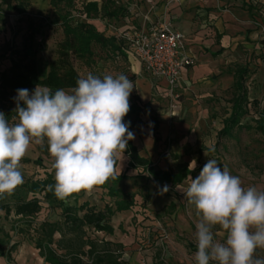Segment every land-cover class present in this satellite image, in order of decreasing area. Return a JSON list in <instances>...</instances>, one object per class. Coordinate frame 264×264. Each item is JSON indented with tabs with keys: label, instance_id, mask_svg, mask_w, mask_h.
I'll use <instances>...</instances> for the list:
<instances>
[{
	"label": "rangeland",
	"instance_id": "1",
	"mask_svg": "<svg viewBox=\"0 0 264 264\" xmlns=\"http://www.w3.org/2000/svg\"><path fill=\"white\" fill-rule=\"evenodd\" d=\"M92 1L101 3V0ZM111 1L116 6H123L126 12L122 18L117 20H109L103 17L96 19L104 25L105 35H108L113 28L119 29L124 26L126 20L130 23L133 22L131 18L134 15L130 14L129 9L132 5L137 4L134 0ZM160 1L165 4L166 8L172 9L182 2V0L179 2L174 0ZM49 2L50 0H25L26 11L24 15H19L5 8L0 12V72L10 66V56L17 57L13 52L22 49L23 35L26 31L24 18L26 17L41 24V29L35 37L36 58L39 68L48 70L50 63L58 59V49L64 36L58 14ZM76 7L74 12L78 18L79 12L77 10L80 9V5ZM203 18L205 17L201 18V24L209 22H205ZM210 27L207 25V28ZM261 33L264 35V30ZM262 42L264 39L259 40V46L255 45L248 48L238 45L233 54L230 55L231 57H228V59L233 60V65L239 64L247 67L248 77L245 83L247 96L249 101L255 100L258 103L260 111L264 109V43ZM249 43L251 44V42ZM92 49L94 54L92 59L79 60L75 58L73 53L69 54V63L76 69L80 77L85 76L88 72L103 76L108 63L107 53L95 45L92 46ZM229 98L230 96L225 90L218 89L203 99L205 127L197 134L194 149H190L184 156L181 154L180 157L176 156V158L168 155L169 159L165 160V165L168 166V169L176 171L179 166L184 164L189 168V164L195 160L196 167L192 170L194 173L188 175L195 179L208 159H215L222 168L226 165L232 175L239 176L245 188L256 186L259 190H264V133L255 129L250 131L234 129L230 137L217 136L218 131L223 126L222 120L230 110ZM174 103L175 100L167 97L166 106L168 105L169 111L166 110V112L172 121H185L191 125L198 122L196 120L198 115L193 118L185 113L183 97L181 96L176 100L178 112L172 115L170 106ZM252 118H257L253 108H251L250 115L242 120V123L249 122L255 126V123L251 121ZM133 124L139 126L141 124L140 119H135ZM152 125H155L154 121ZM192 128L195 130L196 126H192ZM172 142L173 140L165 146L168 154ZM37 156L31 145L23 158L29 159L30 162H21L24 182L28 178L44 177V169L32 163ZM40 157L42 166L49 169L53 163V158L49 152ZM155 167L159 168L156 164ZM131 174L133 175H129L128 179L123 180L116 187L120 188L123 194L134 196V207L129 211L120 212L112 218L113 235L106 236L103 233H94L92 236L122 243L124 259L127 264H195L194 254L197 251L195 232L199 217L196 214L195 206L188 204L178 190V186L187 185L188 176L177 186L167 185L169 191L161 194V189L165 185H157L146 177L135 175V172ZM72 196L73 194L69 196L71 203L73 202ZM86 196L92 203L100 207L105 202H113V199L107 197L102 191H91ZM1 197L2 202L12 204L19 198L29 199L31 195L24 188L18 186L12 194ZM171 204L174 205L171 206ZM58 214V210H52L44 205V209L34 219V222L42 221L45 218L55 221L59 219ZM0 216V227L5 232H9L10 244L17 243L10 252V260L0 258V264H43L34 248V243L26 236L23 237L10 231L13 223L22 228H26L27 225L23 222H16L17 218L12 215L8 219H4L2 211H0ZM214 232L217 233L215 235L216 240L225 241V235L218 228L214 229ZM0 236H2L1 233ZM256 255L259 258H264V249H257Z\"/></svg>",
	"mask_w": 264,
	"mask_h": 264
},
{
	"label": "clouds",
	"instance_id": "2",
	"mask_svg": "<svg viewBox=\"0 0 264 264\" xmlns=\"http://www.w3.org/2000/svg\"><path fill=\"white\" fill-rule=\"evenodd\" d=\"M133 88L123 73L101 77L88 72L67 91L40 84L31 93L18 89L15 115L9 119L0 112V196L23 184L22 159L33 143L43 147L45 140L55 173V184L48 188L58 198L116 179L117 161L135 139L130 122H124ZM195 167L193 160L189 171ZM187 180L178 190L199 217L195 264H264L256 255L264 249V190L245 188L239 176L215 159ZM168 191L165 185L161 194ZM217 228L224 242L215 239Z\"/></svg>",
	"mask_w": 264,
	"mask_h": 264
},
{
	"label": "trees",
	"instance_id": "3",
	"mask_svg": "<svg viewBox=\"0 0 264 264\" xmlns=\"http://www.w3.org/2000/svg\"><path fill=\"white\" fill-rule=\"evenodd\" d=\"M24 1L0 0V12L5 8L24 15L26 11ZM49 3L58 14L64 36L58 49V59L50 63L48 70L39 68L35 37L41 29V24L29 17L24 18L26 31L23 35L22 49L13 52L17 57L10 56V66L0 72V112H3L6 118L10 119L15 115L13 112L16 107L14 98L18 89L26 88L32 92L38 84L47 86L53 91L59 88L70 90L76 86V81L80 76L69 63L70 53H73L75 58L83 60L93 58V45L98 46L101 51H117L121 48L120 40H117L115 36L106 37L89 20L99 17L109 20L120 19L126 12L123 6H116L111 0H101V3L92 0H50ZM77 5H80V9L77 10L78 18L74 12ZM228 73L233 75L232 85L225 89L230 96L228 99L230 110L222 120L223 126L217 136L230 137L234 129L247 131L255 129L264 133V109L260 111L258 103L255 100L249 101L247 96L245 85L248 77L247 67L235 64L232 65V69L228 70ZM251 108L257 115V118L251 120L255 126L249 122L242 123V120L250 115ZM124 122L129 123L127 120ZM133 126L134 124L130 122L129 131H132ZM155 141H157L156 138ZM37 149L39 157L32 163L44 169V177L28 178L20 185L31 195V198H19L10 204L2 202L0 196V211L3 212V218L8 219L12 215L17 218L16 222H23L27 225L26 228H22L13 223L10 231L30 239L43 264H127L122 243L108 241L104 238L98 239L92 235L94 233L113 235L112 218L117 213L129 211L134 207V196L123 194L121 189L116 187L130 176L125 172L117 175L116 179L110 178L104 184L94 187L112 198V203L105 202L100 207L87 201L82 202L74 197V194L71 203L69 197L60 199L48 188L49 185L54 186L55 184V173L52 164L49 169L42 166L40 156L48 152L46 140L44 146L40 145ZM124 154L129 158L127 170H140L137 176L146 177L157 185L177 186L188 175L194 173L190 172L185 164L179 166L176 171L156 168L149 158L139 156L132 140L128 141ZM22 162L29 163L30 160L23 159ZM44 205L52 210H58L59 219L50 221L45 218L35 223L34 219L44 209ZM0 233L2 235L0 236V258H6L9 261L10 252L17 243L10 244L9 232H5L2 227H0Z\"/></svg>",
	"mask_w": 264,
	"mask_h": 264
},
{
	"label": "crops",
	"instance_id": "4",
	"mask_svg": "<svg viewBox=\"0 0 264 264\" xmlns=\"http://www.w3.org/2000/svg\"><path fill=\"white\" fill-rule=\"evenodd\" d=\"M134 1L137 4L129 9L130 14L134 15L131 18L133 22L126 20L124 28L142 29L151 24H168L184 34V54L193 59L192 64L183 68L175 87L178 97H183L185 113L193 118L198 115V122L191 125L170 119L166 112L167 84L148 76L141 62L125 49L123 43L120 42V50H104L108 63L103 75L123 73L134 85L130 95V111L124 118L131 123L140 119L141 124L132 128L135 134L132 144L140 157L149 158L161 170H168L165 165L168 155L176 158L194 149L197 134L205 127L203 99L218 89L225 90L232 85L233 75L228 70L232 69L233 60L228 57L238 45L247 48L259 46V40L264 39L261 33L264 30V5H255L251 0H182L179 6L172 9L166 8L160 0ZM202 17L209 22L201 24ZM89 22L104 34L105 27L99 20ZM207 25L211 27L207 28ZM105 36L112 37L114 32L111 30ZM192 126H196L195 130ZM171 140L168 154L165 146ZM39 146L32 144L38 155L36 159L39 157ZM123 156L117 163V175L125 172L128 176L133 172L137 175L140 170H127L129 158L126 154ZM91 191L101 190L93 188ZM91 191L74 193V197L93 205L95 203L86 196Z\"/></svg>",
	"mask_w": 264,
	"mask_h": 264
},
{
	"label": "built area",
	"instance_id": "5",
	"mask_svg": "<svg viewBox=\"0 0 264 264\" xmlns=\"http://www.w3.org/2000/svg\"><path fill=\"white\" fill-rule=\"evenodd\" d=\"M251 1L264 5V0ZM112 31L125 49L141 62L148 76L167 84V97L175 100L170 106L171 114L175 115L178 112L176 84L183 68L193 63V59L184 54V34L168 24H151L142 29L113 28Z\"/></svg>",
	"mask_w": 264,
	"mask_h": 264
}]
</instances>
